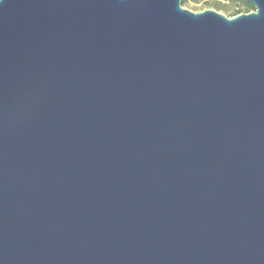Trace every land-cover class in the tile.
<instances>
[{
    "label": "water",
    "instance_id": "obj_1",
    "mask_svg": "<svg viewBox=\"0 0 264 264\" xmlns=\"http://www.w3.org/2000/svg\"><path fill=\"white\" fill-rule=\"evenodd\" d=\"M0 0V264H264V0Z\"/></svg>",
    "mask_w": 264,
    "mask_h": 264
},
{
    "label": "rangeland",
    "instance_id": "obj_2",
    "mask_svg": "<svg viewBox=\"0 0 264 264\" xmlns=\"http://www.w3.org/2000/svg\"><path fill=\"white\" fill-rule=\"evenodd\" d=\"M181 6L194 13L203 12L205 10H214L227 18L235 17V10H241L242 12L240 14H246L244 13V10H242L244 7H242L240 3H229L227 0H182Z\"/></svg>",
    "mask_w": 264,
    "mask_h": 264
},
{
    "label": "trees",
    "instance_id": "obj_3",
    "mask_svg": "<svg viewBox=\"0 0 264 264\" xmlns=\"http://www.w3.org/2000/svg\"><path fill=\"white\" fill-rule=\"evenodd\" d=\"M229 3H235V2H238L242 5V7H244V13H250L251 11L254 10L253 6L248 3L246 0H227ZM240 11V12H239ZM242 11L241 10H235L234 12V16H237L241 13Z\"/></svg>",
    "mask_w": 264,
    "mask_h": 264
}]
</instances>
